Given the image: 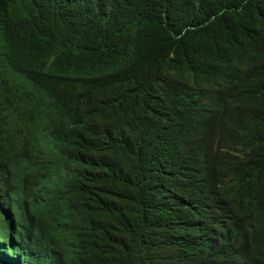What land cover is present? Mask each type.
<instances>
[{
  "label": "trees",
  "instance_id": "16d2710c",
  "mask_svg": "<svg viewBox=\"0 0 264 264\" xmlns=\"http://www.w3.org/2000/svg\"><path fill=\"white\" fill-rule=\"evenodd\" d=\"M10 84L51 156L3 189L43 200L0 211V264H264V0H0Z\"/></svg>",
  "mask_w": 264,
  "mask_h": 264
},
{
  "label": "clouds",
  "instance_id": "9594fccd",
  "mask_svg": "<svg viewBox=\"0 0 264 264\" xmlns=\"http://www.w3.org/2000/svg\"><path fill=\"white\" fill-rule=\"evenodd\" d=\"M35 74L32 72H27ZM36 93L30 86L23 84L0 85V211L5 210L12 214L20 207L32 204H41L42 194L30 197L27 202L9 198L3 192L5 187L14 192L28 186L38 189L41 185L36 167L43 163L49 156L48 141L46 138L50 130L45 129L38 121L41 114L34 108L28 109L23 94ZM14 95V104L8 109L3 106L5 100ZM165 119L171 113L163 110ZM36 118L26 122V118ZM38 119V120H37ZM42 121V120H41ZM43 122V121H42ZM165 224L162 227V240L167 255L172 250V239L176 233L173 224ZM4 244V242H1ZM3 255L10 256L14 251L4 246ZM1 250V249H0ZM223 255H201L193 253L191 264H219ZM16 257L10 258L14 263ZM81 252L71 249L65 264H83Z\"/></svg>",
  "mask_w": 264,
  "mask_h": 264
},
{
  "label": "bare ground",
  "instance_id": "6f19581e",
  "mask_svg": "<svg viewBox=\"0 0 264 264\" xmlns=\"http://www.w3.org/2000/svg\"><path fill=\"white\" fill-rule=\"evenodd\" d=\"M211 51H213V50H211ZM215 52H216V50H215ZM218 52V51H217ZM211 54H213V53H211ZM240 73V72H239ZM238 74V73H237ZM239 75V74H238ZM231 93V92H230ZM49 153H51V152H49ZM54 154V153H53ZM50 155V154H49ZM51 156V155H50ZM98 163V162H97ZM100 164V163H99ZM78 165V164H77ZM7 189V188H6ZM9 189V188H8ZM23 219H24V217H23Z\"/></svg>",
  "mask_w": 264,
  "mask_h": 264
}]
</instances>
